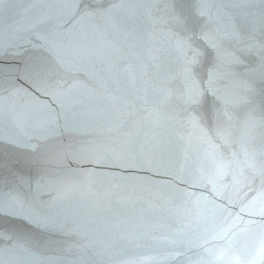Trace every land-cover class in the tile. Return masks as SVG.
Returning a JSON list of instances; mask_svg holds the SVG:
<instances>
[{"label":"water","instance_id":"1","mask_svg":"<svg viewBox=\"0 0 264 264\" xmlns=\"http://www.w3.org/2000/svg\"><path fill=\"white\" fill-rule=\"evenodd\" d=\"M262 192L264 0H0V264H264Z\"/></svg>","mask_w":264,"mask_h":264},{"label":"snow or ice","instance_id":"2","mask_svg":"<svg viewBox=\"0 0 264 264\" xmlns=\"http://www.w3.org/2000/svg\"><path fill=\"white\" fill-rule=\"evenodd\" d=\"M59 62V57L57 56ZM225 164L217 162L215 171L212 173L201 172L200 176L196 178L194 183H205L209 186V191L217 196L216 200L210 199L206 193L185 192L187 199L198 209V215L201 220L206 222H214L216 224L217 235L223 237L237 228L243 217L239 214L233 215L231 209L219 204L218 200L227 199L232 201L233 197L239 192L240 182L234 177V182L231 187L222 183L225 175ZM249 211L250 215L264 216V192L253 197L247 204L242 205L240 211ZM253 221H245V227L239 228V231H245L247 225ZM235 235V233H233Z\"/></svg>","mask_w":264,"mask_h":264}]
</instances>
